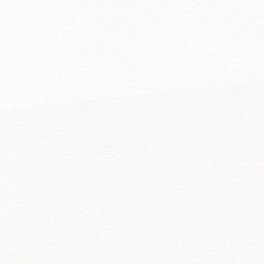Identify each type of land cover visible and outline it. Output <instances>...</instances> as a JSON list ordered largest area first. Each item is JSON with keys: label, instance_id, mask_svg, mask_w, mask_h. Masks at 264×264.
I'll use <instances>...</instances> for the list:
<instances>
[{"label": "snow or ice", "instance_id": "6c2138e0", "mask_svg": "<svg viewBox=\"0 0 264 264\" xmlns=\"http://www.w3.org/2000/svg\"><path fill=\"white\" fill-rule=\"evenodd\" d=\"M0 264H264V0H0Z\"/></svg>", "mask_w": 264, "mask_h": 264}]
</instances>
